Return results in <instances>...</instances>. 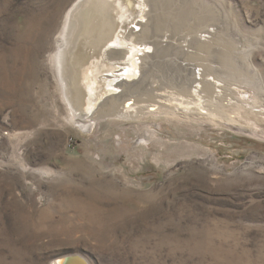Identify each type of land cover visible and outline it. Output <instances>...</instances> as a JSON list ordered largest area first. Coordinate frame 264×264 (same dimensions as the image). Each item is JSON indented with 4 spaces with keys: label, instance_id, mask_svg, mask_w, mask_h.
<instances>
[{
    "label": "rangeland",
    "instance_id": "1",
    "mask_svg": "<svg viewBox=\"0 0 264 264\" xmlns=\"http://www.w3.org/2000/svg\"><path fill=\"white\" fill-rule=\"evenodd\" d=\"M78 1L0 0V264H264V0H126L145 55L108 44L125 101L91 117L53 59Z\"/></svg>",
    "mask_w": 264,
    "mask_h": 264
},
{
    "label": "bare ground",
    "instance_id": "2",
    "mask_svg": "<svg viewBox=\"0 0 264 264\" xmlns=\"http://www.w3.org/2000/svg\"><path fill=\"white\" fill-rule=\"evenodd\" d=\"M126 3H127L126 0H79L72 6V8H70V10L66 15L65 24L61 32L60 45L53 59L56 63L58 73L62 81L64 82L63 90L65 93L68 106L71 107L73 111L74 110L77 112L83 111L86 114V117H91L97 110L96 108L97 106L98 107L100 106L104 112L105 111L117 112L119 110L121 100L124 99L122 91L118 90L117 88L115 89L114 85H108L112 83L113 82L112 80L114 79L111 80L112 82L108 83L110 80L109 78H107L106 80H102L101 78L102 81L100 82V84L96 83V81L94 82L91 80L95 72L101 71L99 70L101 67L97 65L91 67V69H89V67L92 64L95 65V62L99 63L98 60H101L100 58L103 56L102 54L105 53L109 48L108 44H110V46L111 44L113 45L118 44L122 46L121 49H113V48L108 49V53L109 52L115 53L112 55V57H117L116 60L118 59L119 61H122V63L125 61V59H127V57L134 56L135 58V55H137L138 53L142 54L141 56L145 55V52L143 53L141 49V44H142L141 42L139 43L134 39V37H131L133 35L131 36L129 35L128 38L125 37L129 34V32L130 34L132 32V29L126 32L127 17H129L132 14V12L129 13V8H127ZM130 7H132L131 4ZM132 10L134 11V9ZM132 17L133 16H131V18ZM130 19L128 20L130 21ZM129 21L128 23H130ZM125 32L128 34L125 35ZM154 43L156 46V42ZM116 45L112 47L116 48ZM144 46L145 44H143V47ZM141 56H139V58ZM141 59L142 58H140V60ZM116 60L114 62H116ZM133 64H131V67L133 66L132 70L135 67ZM105 66L109 67L111 65L109 63ZM70 69H72L73 71L72 73L74 74V78H73L74 83L72 82L71 85L69 86L70 82L67 83L66 79H68V75L69 76L71 75L69 74ZM129 70L131 69L129 68ZM81 83H88V84L84 85ZM103 84L106 85L104 86ZM110 89L112 90L110 91ZM109 91L111 92V94ZM187 96L182 95L181 97H179L171 93L170 98L167 101H166L167 97L166 99L165 97H163L165 99L164 103L159 102V104L157 103V106L152 105L151 106L152 110H158L161 113H165V112L175 113L176 111L179 112L181 111L186 114L187 113L191 114L192 112L194 114L195 113L204 114L210 111V103L213 100L204 98L198 94L193 97H190V95ZM109 101H111L114 104L108 105L107 107V104H104V102L107 103ZM124 101L125 100H123V102ZM156 102L157 101L155 100V103ZM143 109H147V108H142L140 107V105L139 106L127 105L126 110L123 113V116L128 115L129 113L137 114L140 110ZM89 126L90 123L81 125L83 129L86 128L88 129ZM58 264H86V263L83 260L81 261L80 259L69 256L63 258L62 261H60Z\"/></svg>",
    "mask_w": 264,
    "mask_h": 264
}]
</instances>
